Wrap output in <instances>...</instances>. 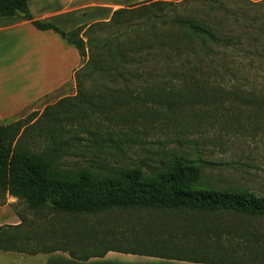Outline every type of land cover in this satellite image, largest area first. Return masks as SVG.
<instances>
[{
    "label": "rangeland",
    "instance_id": "obj_1",
    "mask_svg": "<svg viewBox=\"0 0 264 264\" xmlns=\"http://www.w3.org/2000/svg\"><path fill=\"white\" fill-rule=\"evenodd\" d=\"M105 1L107 13L110 10L108 15L101 10L91 12L85 8L79 15L84 21L79 25L108 21L112 9L146 2ZM176 8L186 9L189 16L204 20L218 37L230 42L227 48L212 46L209 57L214 65L208 64L202 69L201 79L206 81L208 100L203 104H198L202 99L194 102L193 109L207 111H85L89 115L85 124L99 134L93 139L80 131L77 149H71L61 161L68 167H91L99 173L115 167H140L147 173L174 158H182L198 164L210 185L242 187L264 195V0H190ZM90 17L101 20L92 21ZM116 29L108 28L92 35L103 39L116 35ZM6 39L2 43L5 45V66L14 61L19 63L20 70L29 73L20 74L15 79L17 82L2 84L0 96L10 105L11 114L1 123L30 125L37 120L33 128L27 130L24 140L31 149L38 151L49 143L45 133L51 131L54 124L58 125L49 119H60L67 127L64 119L77 114L75 111H43L60 99L72 97L76 92L75 80L72 75V79L60 88L20 108L49 86L50 80L53 83L62 79L65 69L61 64L52 68L53 63L58 62L54 45L37 43L29 48L21 45L13 55V46ZM19 55V59H14ZM159 61L154 66L158 67ZM49 69L57 72L54 78L49 77ZM38 73L37 87L22 94L23 99L12 102L4 99L2 92H7V87L23 82L28 76L36 79ZM9 92L14 91L9 89ZM21 93L17 96L21 97ZM233 93L238 94V98ZM224 95L235 99L238 106L224 101L226 97L221 103L219 99ZM13 108L20 109L14 113ZM34 117L36 119L31 122ZM9 203V210L19 224L20 216L25 222L18 230L3 225L7 227V235L15 236L17 245L41 253H22V256H36L35 263L31 260L21 263L23 258L0 254V264H41L49 254L47 251L53 250L83 258L108 249L226 264H264V216L221 209L146 206L71 214L44 210L34 215L17 199Z\"/></svg>",
    "mask_w": 264,
    "mask_h": 264
},
{
    "label": "trees",
    "instance_id": "obj_2",
    "mask_svg": "<svg viewBox=\"0 0 264 264\" xmlns=\"http://www.w3.org/2000/svg\"><path fill=\"white\" fill-rule=\"evenodd\" d=\"M29 1L0 0V18L17 17L39 31L51 30L65 44L76 49L82 64L73 73L75 94L46 106L43 111H75L77 114L64 119L67 127L60 119H49L58 125L54 124L51 131L45 133L49 143L38 151L31 149L24 140L27 130L37 121L35 117L30 125L19 122L3 125L0 121V206L9 195L24 203L34 215L44 210L71 214L146 206L221 209L264 216V195L242 187L210 185L198 164L182 158H174L147 173L140 167H115L99 173L91 167H68L61 161L71 149H77L80 131L93 139L99 134L85 124L89 119L85 111H207L193 109L194 102L202 99L198 104H203L208 100L206 81L201 79L202 69L208 64L214 65L209 57L212 46L227 48L230 42L218 37L204 20L189 16L186 9L177 10V5L190 0H146L143 4L114 10L108 21L70 31L34 20L28 10ZM113 27L117 28L116 35L103 39L92 35ZM157 60H160L158 67L154 66ZM178 86L181 90H177ZM234 94V97L238 96ZM225 97L224 101L238 106L236 100L227 95L219 101ZM19 218V225L7 227L18 230L25 222L23 217ZM7 227H0V251L41 253L17 245L15 236L7 235ZM55 251L59 250L47 253ZM106 251L83 258L71 252L68 255L86 261L91 257H102Z\"/></svg>",
    "mask_w": 264,
    "mask_h": 264
},
{
    "label": "crops",
    "instance_id": "obj_3",
    "mask_svg": "<svg viewBox=\"0 0 264 264\" xmlns=\"http://www.w3.org/2000/svg\"><path fill=\"white\" fill-rule=\"evenodd\" d=\"M142 1V0H136ZM88 5H83V4ZM107 1L105 0H56L55 2H51L50 0H31L28 2V10L32 15L34 20L48 22L56 25L63 31H70L76 27H79L80 16L85 8H89L91 12L94 10L104 11L106 15L107 8L105 7ZM114 9L111 10L113 12ZM101 15L102 12H99ZM91 16V15H90ZM92 21H99L100 18L90 17ZM95 19V20H93ZM84 21V20H83ZM6 39V42L11 44L13 55L21 49V45L26 48L30 46H35L37 43L40 45H50L55 46L57 49L56 59L58 62L53 63L52 68L58 67L59 64L65 69V74L62 79L54 80L51 83L49 81V86L45 87L43 90L36 93L33 97H31L28 102H25L20 108L24 106L32 105L34 102L42 98L43 96L53 92L54 90L60 88L62 85L66 84L72 79V75L75 70H77L81 64V58L79 57L76 49L65 44L57 34H55L51 30L47 31H39L35 29L29 22L23 21L17 17H1L0 18V91L2 84L11 82L20 77V74H28L29 71L20 70L19 63H15L12 61L8 65L5 66V59L3 54L4 44L3 39ZM21 55L15 57L14 59H19ZM5 67H8V70L4 71ZM46 69V67H45ZM47 70V69H46ZM51 70V69H49ZM49 77L54 78V73L56 71H49ZM52 74V77H51ZM40 79V74L36 79L34 77L28 76V78L23 79V82L19 84H14L16 86L7 87V92L3 91L2 96H5L4 99L9 102L19 101L24 98L22 94H26L27 92H32L34 87H37L38 80ZM38 81V82H37ZM21 87V89H19ZM9 89H12L14 92H9ZM25 93H24V92ZM23 92V93H21ZM22 95L18 97L17 95ZM3 98L0 96V121L5 119L8 115L11 114L10 105L2 100ZM20 108H13L18 111ZM14 199L13 197L7 195L5 199V204L0 206V227L3 225L15 226L19 224V221L15 218L14 214L9 210L10 203ZM0 254L23 258L22 262L27 260H31L35 263L36 256H22V253L16 252H3L0 251ZM41 264H206L192 261H183L178 260L176 258H162V257H154L149 256L147 254H138L132 252H126L117 249H109L106 251L104 256L102 257H91L86 261H80L71 258L67 252L64 251H55L47 254L44 257Z\"/></svg>",
    "mask_w": 264,
    "mask_h": 264
}]
</instances>
